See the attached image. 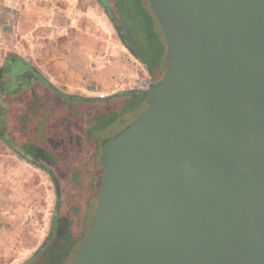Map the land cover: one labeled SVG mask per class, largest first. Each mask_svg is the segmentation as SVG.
<instances>
[{
  "label": "water",
  "instance_id": "1",
  "mask_svg": "<svg viewBox=\"0 0 264 264\" xmlns=\"http://www.w3.org/2000/svg\"><path fill=\"white\" fill-rule=\"evenodd\" d=\"M147 1L167 69L102 143L70 264H264V0Z\"/></svg>",
  "mask_w": 264,
  "mask_h": 264
},
{
  "label": "trees",
  "instance_id": "2",
  "mask_svg": "<svg viewBox=\"0 0 264 264\" xmlns=\"http://www.w3.org/2000/svg\"><path fill=\"white\" fill-rule=\"evenodd\" d=\"M97 1L121 43L145 65L149 81H160L167 69L168 50L148 1L159 30L155 31L150 17L151 37H145V41L136 31L131 35L125 29L121 0ZM150 100V90L121 91L110 97L67 93L25 57L12 52L5 55L0 65V141L23 159L44 168L52 179L58 180V174L64 173L78 190L70 207L68 234L59 244L47 247L43 255L47 258L38 264H70L73 260L93 221L88 224L87 219L100 192L102 143L130 124ZM145 102L148 104L143 108ZM114 124L121 127L110 135L103 134ZM21 264H36L34 256Z\"/></svg>",
  "mask_w": 264,
  "mask_h": 264
},
{
  "label": "rangeland",
  "instance_id": "3",
  "mask_svg": "<svg viewBox=\"0 0 264 264\" xmlns=\"http://www.w3.org/2000/svg\"><path fill=\"white\" fill-rule=\"evenodd\" d=\"M48 1L49 0H1L0 4L15 5L14 10L19 8L21 4L23 7L27 5V13L30 16L29 22L31 23L28 30H31L30 32L34 39L37 40L39 44H42V39H44L43 18L46 14L44 6L48 4ZM89 3L96 5L95 8L99 12V16H96V24L94 27L97 31H102L107 35L105 36L107 37L106 40L99 34L97 39L111 44L112 42L116 44L121 43L111 20L100 3L97 0H91ZM83 4L86 5V3ZM121 5L122 9L120 13L123 20L126 21L125 29L130 31L131 35L134 34L133 31H136L144 41L146 40L145 37H151L149 29L150 17L152 18L155 31L159 30V26L155 24V18L146 0H121ZM100 16L106 18L107 25L109 24L108 26L111 28L112 36L104 29L105 26ZM84 27L85 26H83L84 31H87ZM11 28L12 27L9 25L0 26V32L4 33V39L0 40V50L3 51L2 53L0 52V65L5 55L11 53V49H8L11 48V44H13V46H17L18 44L15 43L14 40V42H10L13 38ZM124 48L127 50L126 54H128L133 61L134 59L139 61L127 47L124 46ZM14 49L12 53L21 54L16 47ZM39 49L41 48L39 47ZM25 59L35 65L40 71L43 69L42 57H35L36 61L40 64L39 66L37 63L33 62L34 60ZM138 77H144L150 80L147 75L146 67L142 63L138 68L134 69V73L129 79L124 80L122 91L135 90V80ZM52 83L60 88L57 83ZM60 89L64 92L72 93L63 88ZM147 104L148 102H145L143 108L146 107ZM120 127L121 125L114 124L105 130L103 134L110 135L116 132ZM58 182L61 196L59 204L57 205L55 184L49 173L44 168L23 159L0 141V264H21L31 256H34L35 263L38 264L40 261L47 258V255L43 256L45 249L59 244L60 240L65 237H58L55 235L54 238H50L47 236L50 231L56 207H58V213L64 219L69 220L72 217L70 207L73 203V196L78 194V190L75 185L66 179L64 173L58 174ZM96 207L97 203L95 205L94 202L92 209L90 208L88 211V224L95 214ZM40 248H42V251L37 255Z\"/></svg>",
  "mask_w": 264,
  "mask_h": 264
},
{
  "label": "crops",
  "instance_id": "4",
  "mask_svg": "<svg viewBox=\"0 0 264 264\" xmlns=\"http://www.w3.org/2000/svg\"><path fill=\"white\" fill-rule=\"evenodd\" d=\"M89 1L49 0L44 6L43 45L28 30L31 23L27 5L21 4L14 10L15 5L0 4V26L12 27L10 42L18 44H11L10 52L16 47L21 52L17 54L34 60L38 66L35 57L43 58L41 71L51 82L72 93L105 96L122 91L124 80L129 79L141 63L135 59L137 63L134 62L121 43L97 39L100 35L106 40L107 35L94 27L99 12ZM100 19L112 36L106 18L100 16ZM3 39L4 33L0 32V40Z\"/></svg>",
  "mask_w": 264,
  "mask_h": 264
},
{
  "label": "flooded vegetation",
  "instance_id": "5",
  "mask_svg": "<svg viewBox=\"0 0 264 264\" xmlns=\"http://www.w3.org/2000/svg\"><path fill=\"white\" fill-rule=\"evenodd\" d=\"M55 184V190H56V198H57V205L60 201L61 191L59 188V182L58 180L52 179ZM58 207L55 208L54 215L52 218L50 231L47 237L54 238V236L62 237L66 236L68 234V230L70 227L69 220L64 219L59 213H58Z\"/></svg>",
  "mask_w": 264,
  "mask_h": 264
},
{
  "label": "built area",
  "instance_id": "6",
  "mask_svg": "<svg viewBox=\"0 0 264 264\" xmlns=\"http://www.w3.org/2000/svg\"><path fill=\"white\" fill-rule=\"evenodd\" d=\"M151 82L144 77H138L135 80V89L140 91L150 90Z\"/></svg>",
  "mask_w": 264,
  "mask_h": 264
}]
</instances>
